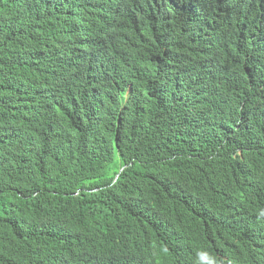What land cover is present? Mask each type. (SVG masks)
Wrapping results in <instances>:
<instances>
[{"label":"trees","instance_id":"obj_1","mask_svg":"<svg viewBox=\"0 0 264 264\" xmlns=\"http://www.w3.org/2000/svg\"><path fill=\"white\" fill-rule=\"evenodd\" d=\"M264 261V0H0V264Z\"/></svg>","mask_w":264,"mask_h":264},{"label":"clouds","instance_id":"obj_2","mask_svg":"<svg viewBox=\"0 0 264 264\" xmlns=\"http://www.w3.org/2000/svg\"><path fill=\"white\" fill-rule=\"evenodd\" d=\"M235 264H237V263H235ZM243 264H249L247 261L245 262V259L243 260ZM253 264H264V261L262 262V263H253Z\"/></svg>","mask_w":264,"mask_h":264}]
</instances>
